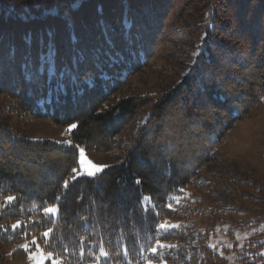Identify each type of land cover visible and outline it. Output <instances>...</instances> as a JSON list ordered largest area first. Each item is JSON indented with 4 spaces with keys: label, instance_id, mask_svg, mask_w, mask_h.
<instances>
[{
    "label": "trees",
    "instance_id": "trees-1",
    "mask_svg": "<svg viewBox=\"0 0 264 264\" xmlns=\"http://www.w3.org/2000/svg\"><path fill=\"white\" fill-rule=\"evenodd\" d=\"M191 17L194 29L181 27ZM187 33L199 52L178 81L166 90L121 93L145 69H158L154 60L172 56ZM74 47L89 53L79 69ZM46 54L55 66L51 78ZM26 64L33 73L44 65V74L26 81ZM0 96V118L78 125L61 142L32 139L0 122V204L17 197L0 208L7 229L0 243L36 239L62 264H176L185 236L181 228L163 232L157 225L214 159L225 134L264 98V0H75V6L73 0H0ZM79 146L116 162L73 181ZM50 205L59 207L51 218L42 211ZM18 219L24 227L13 232ZM157 239L176 249L154 254L149 246ZM101 242L111 258L96 262ZM196 246L208 264L215 262L204 238ZM124 247L127 257L114 255ZM18 250L16 256L27 253Z\"/></svg>",
    "mask_w": 264,
    "mask_h": 264
},
{
    "label": "rangeland",
    "instance_id": "rangeland-1",
    "mask_svg": "<svg viewBox=\"0 0 264 264\" xmlns=\"http://www.w3.org/2000/svg\"><path fill=\"white\" fill-rule=\"evenodd\" d=\"M196 22L197 19L191 17L181 27L189 25L188 29H194ZM190 37L187 33L176 44L172 56L154 60L158 69H145L133 79V86L121 93L153 92L172 86L189 69L199 52ZM144 119L141 116L138 122L142 123ZM0 122L10 124L32 139L68 141L69 126L55 125L50 118L25 121L15 115L0 118ZM114 162L116 159L109 155L79 146L76 169L79 173H85L95 171L94 166H109ZM170 205L172 212L160 223L179 225L172 228H181L185 236V253L176 257V264H208V257L196 246L202 238L216 259L212 264H264V98L255 111L239 120L225 134L214 159L201 169L195 184L184 186ZM32 240L0 243L4 263L53 264L54 260L59 259L54 256L43 258L49 252L42 250L37 243L26 255L14 254L15 251L18 253V249H23V244H29L30 248ZM162 243L175 245L169 240ZM30 255L34 259H29ZM151 262L161 264V261Z\"/></svg>",
    "mask_w": 264,
    "mask_h": 264
},
{
    "label": "snow or ice",
    "instance_id": "snow-or-ice-1",
    "mask_svg": "<svg viewBox=\"0 0 264 264\" xmlns=\"http://www.w3.org/2000/svg\"><path fill=\"white\" fill-rule=\"evenodd\" d=\"M73 6H75V0H73ZM69 18H71V14L69 13ZM48 36V43H49V52L50 53H53L54 54V45H53V41H54V34L53 33H48L47 34ZM73 43L74 45L75 44H78V41L76 40L75 37H73ZM53 60H54V55H53ZM89 60V53L87 52V50L83 49V48H80V47H74L73 48V55H72V63H73V67L76 68V69H79V67L84 64V63H87ZM44 64L47 65V70H48V73H49V78H51L52 76L55 75V66H54V63L52 61H50L48 59V55L46 54L45 55V58H44ZM25 69H26V72H25V79L26 81L28 82H32L34 80V78L36 76H41L44 74V65H41V67L39 69L36 70L35 73H33L31 70H30V66L29 65H25ZM81 79H84L85 81H87L88 79V75L87 73H85L84 76L81 77ZM59 92H64L65 89L61 86L59 89H58ZM50 102V101H49ZM78 125L77 124H71L69 126V129L68 131H72L73 129L77 128ZM69 143H71L69 141ZM81 153H83V150L81 149L80 150ZM95 167V171H87L85 173H79L78 170L76 168H73L72 169V177H71V180H76L78 179L79 175H89V176H95L97 175L99 172H102L104 167H107V166H94ZM70 181L69 180H64L63 182V186L64 188H67L68 185H69ZM137 183H139V181H137ZM59 198V197H57ZM17 197L15 196H12V195H8L5 197L4 201L2 204H0V208H6L8 205L12 204L14 201H16ZM145 200H150L149 197H145L144 198ZM168 207H171V205H168ZM43 213H44V216L45 217H55L58 212H59V207L56 206V205H52V206H47V207H44L42 209ZM143 211L145 213H147L149 211V208L148 207H144ZM155 215L158 217L159 216V213L156 212ZM22 227H24V224L22 223L21 220H16L15 223H12L10 225V228L13 232H15L17 229H21ZM158 229L163 231V232H168L172 227H179V225H169L167 224L166 222L165 223H159L157 225ZM0 231H7V229L4 228L3 225H0ZM52 232V229L49 228L47 231H44L42 233V237L47 239L49 238V235L50 233ZM25 235H27V233H25ZM82 239V243H83V238ZM37 241L36 239H33L31 241V244L32 245H36ZM21 247L24 249L25 252H28L29 250V244H23L21 245ZM150 250L154 253V254H158V250L159 249H165V248H174L176 247V245H169V244H164L161 242L160 239H157L155 244L154 245H150ZM90 254H91V251L89 250ZM123 255L124 257H127L129 255V250L127 247H124L122 250H118L117 252H115L114 255L116 256H120V255ZM85 255V249L84 247H81L80 248V252H79V256L80 257H83ZM53 256V253L49 252L47 253V256L43 257L45 259L47 258H51ZM103 257L105 259H109L111 258L110 256V253L108 251L105 250V247L103 245V242H101L99 244V251H98V254H95L94 255V261L98 262L100 260V258ZM29 259H34V256L30 255L29 256ZM53 264H62V261L59 260V259H56L54 260ZM148 264H152L151 260L148 261ZM161 264H164V261L161 260Z\"/></svg>",
    "mask_w": 264,
    "mask_h": 264
}]
</instances>
